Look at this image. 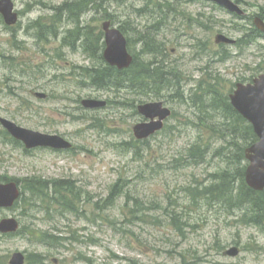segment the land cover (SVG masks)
<instances>
[{
	"label": "rangeland",
	"instance_id": "374dc122",
	"mask_svg": "<svg viewBox=\"0 0 264 264\" xmlns=\"http://www.w3.org/2000/svg\"><path fill=\"white\" fill-rule=\"evenodd\" d=\"M69 1L75 2L14 0L20 22L11 28L0 22V117L33 131L62 135L73 143L75 150L37 149L27 153L4 135L0 124V178L26 182L29 188L39 180L65 181L69 188L82 194L81 212L76 211L78 204L72 197L65 208L74 211L66 212L58 203L60 196H54L56 212L51 217L28 205L0 211V221L16 218L22 231L0 238V262L4 264L6 257L23 252L28 257H41L43 264H264V228L246 224L255 219L253 214L232 212L222 204L208 206L201 200L192 204L188 199L190 187L209 185L211 175L226 167L212 155L204 164L176 165L175 160L186 158L194 144L205 148L211 143L212 150L220 146L218 135L208 128L210 120H205L207 124L203 123L198 133L189 122L197 123L198 111L177 101L172 97L175 92H170L167 106L174 110L175 118L168 121L166 133L138 144L133 127L141 117L133 108L140 102L131 94L120 95L121 100L135 102L130 109L108 106L86 111L81 107L85 99L115 97L77 86L72 64L91 67L81 54L63 50L61 58L55 54L61 49L60 40L40 44L34 37L38 32L35 22L50 24L53 16L50 8ZM115 1L110 2V12L116 16L115 26L124 27L132 40V51L138 54L141 45L133 30L144 33L138 23L152 29L157 22L137 17L140 0H122L125 4ZM241 3L248 15L264 18V0H241ZM181 6L177 13L199 19L207 28H184L178 16L172 25L163 28L166 34L155 36L168 48L174 73L179 71L177 78L184 81L187 91L195 81L205 78V73L217 76L218 90L225 94L240 77L249 81L264 73V38L240 50L226 46L232 58L223 63L211 60L212 54L201 53L204 46L212 52L221 50L215 43L219 34L237 39L240 35L233 29L234 22L243 25L244 20L234 19L210 3ZM89 17L88 24L97 31L101 29L105 18L96 12ZM42 29L46 33L44 26ZM85 31L92 34L90 28ZM151 59L152 56H144L143 62ZM40 92L48 98L36 97ZM159 100L162 99L151 96L142 103ZM126 142L132 147L125 146ZM120 179L127 183L125 193L130 192L137 201L121 194L105 206L111 187L123 182ZM24 207L27 212L21 215ZM174 212L186 223H179L181 231L172 223ZM54 228L66 233L62 236L67 242L62 247H54L45 240L46 236L57 234ZM234 247L240 249L239 256H225Z\"/></svg>",
	"mask_w": 264,
	"mask_h": 264
},
{
	"label": "trees",
	"instance_id": "16d2710c",
	"mask_svg": "<svg viewBox=\"0 0 264 264\" xmlns=\"http://www.w3.org/2000/svg\"><path fill=\"white\" fill-rule=\"evenodd\" d=\"M77 1H86L88 4L91 3L94 7L96 5L95 0ZM142 1V9L137 11V15L140 17L144 15L155 17L158 24L165 23V19L168 17L167 10L169 9V5L172 4V6H174V4L171 3V0ZM0 22L2 23L1 18ZM53 24L54 21L52 18L51 25ZM34 25L35 28L38 29V32H36L38 39L47 43L49 38L52 37L49 34L48 24L43 25L44 28L47 29V33H44V30L42 29L43 26L40 22H35ZM235 30L236 32L242 34V36L238 38L237 42L238 47L240 48H242V46L255 44L260 38H264L260 32L248 23H245L244 25L238 24ZM135 33L138 35L136 41L141 44V52L135 54V60L132 67L124 71H118L115 68L91 69L92 72L88 73V79L85 80V84L99 90H114L116 93H120V90L126 91L127 93L132 94V96L137 95L134 99H138L140 101L143 100L142 97H151V90L156 91L154 96L162 97V92L168 93L170 90L174 89L177 97H180V99H183L186 103L189 101V106H193L198 110L196 117L198 118V124L193 121H189L191 126H194L195 130L199 133L201 131V126L207 124L205 120H210L211 125L208 126V128L213 130L218 135V141L222 143H220V146L216 147L214 150L211 149V143H209L205 148H200V144H194V146L189 149V154L186 158L175 160L177 162L176 165L185 167L204 164L210 155L214 158L220 159L226 164L224 169L211 175L212 178H209V180H211L209 185H205L203 187L202 183H198L202 188H189L190 195L188 196V199L190 200V203L194 204L201 200L208 206L219 207L220 204H222L224 205V208H227L232 212L244 211L246 213L248 212L253 214L255 219H252V222L259 226L263 225L264 194L254 192L249 189L245 183V150L249 147V145L257 141V137L254 134L252 127L234 110L230 103L229 94L227 92L225 94L224 91L218 90L220 80L217 76L212 73H205L206 77L200 79L199 81H195L194 85L190 89V94L188 95L187 91L182 87V82L180 83L179 78H177V73L179 71L174 73L175 68L171 65L169 58L170 52L168 48L163 41H160L155 36L156 34L158 35V33L154 34L149 30L144 33H142V31L135 30ZM78 42L84 46L91 44L94 52H91L88 56H91L95 60H99L103 63L100 51L103 47L102 39L97 38L92 41V39L86 40L83 38L82 40L75 39L68 42L66 40L64 41L67 46L72 47H74ZM131 43L132 40L129 38L130 46ZM206 47L207 46H204V48H202V51L205 52V54L210 52L209 48L205 50ZM224 50L213 52L211 60L216 59L218 60L217 62H226L231 59L232 54ZM144 56H152V59L143 62ZM233 87L234 84L229 89V93L232 91ZM139 93L142 95H138ZM133 103L135 102L133 101ZM119 105H121V103H119ZM218 128H220V130H218ZM4 135L8 137L6 132H4ZM8 138L14 144L20 145V143L12 138ZM138 144L141 143L138 142ZM225 144L227 145L223 146ZM125 146L132 147V144L126 142ZM138 147L139 146H137V148ZM226 168L228 169L226 170ZM39 181L33 182L32 188L24 186L23 190L25 191L29 188V191L37 198L36 201L42 200L43 205L47 204V207L45 206L47 216L51 217L53 216V212H56L53 207L55 199L54 196H60L62 198L60 200L58 199V203H60V206L64 208L67 206L69 198L72 197V201L78 204L76 211L78 214L81 212L80 210L83 197L78 189L76 191L73 190V188H69L65 181ZM119 181L123 180L120 179ZM23 183L24 185L26 184V182ZM125 184L127 183L124 181L117 182L111 187L109 197L105 200V206L110 203L112 204L115 199L121 196V194H125L124 196L128 200L137 201V199L134 198L130 192L125 193L127 188V186L124 187ZM187 190L188 188L186 189V192ZM201 204L205 205L203 202H201ZM33 206L35 205H28V207ZM141 208L143 209L144 206H141ZM65 211L72 213L74 209L70 208V210H68L65 208ZM171 220L173 225H175L180 231L181 228L179 229V223L181 222L182 225H186V223H183L180 220L179 215L175 212L171 217ZM54 231L57 232V234L54 233L55 236H46L45 240H47V243L50 242V245L54 244L53 246H64L67 239H65L62 235L66 233L59 228H54Z\"/></svg>",
	"mask_w": 264,
	"mask_h": 264
},
{
	"label": "water",
	"instance_id": "95a60500",
	"mask_svg": "<svg viewBox=\"0 0 264 264\" xmlns=\"http://www.w3.org/2000/svg\"><path fill=\"white\" fill-rule=\"evenodd\" d=\"M226 7L231 12L243 14L240 8L230 0H211ZM0 14L7 25H15L18 14L14 12L13 0H0ZM256 27L264 32V21L257 18ZM106 31L105 51L106 61L119 69L130 67L133 57L127 50V41L118 29H110V23L104 24ZM217 43H234L225 36H218ZM43 96V95H39ZM234 108L250 123H252L259 141L247 149V159L250 165L246 170V182L255 189L264 190V74L256 78L251 84H237V90L231 95ZM83 106L87 109L104 107L106 102L97 100H84ZM139 112L151 122L137 124L134 127V135L138 139H145L163 128V123L171 116V111L163 107L162 102L141 105ZM158 118V120H156ZM2 125L13 137L25 143L28 149L36 147H51L55 149H68L71 147L62 137L48 135L18 127L16 124L0 118ZM20 193L17 184L12 182L0 184V207L9 208L19 198ZM18 229L16 220H4L0 223V232H15ZM227 255L236 257L239 254L237 248L229 250ZM24 257L21 253L14 254L12 264H23Z\"/></svg>",
	"mask_w": 264,
	"mask_h": 264
},
{
	"label": "flooded vegetation",
	"instance_id": "af4514ba",
	"mask_svg": "<svg viewBox=\"0 0 264 264\" xmlns=\"http://www.w3.org/2000/svg\"><path fill=\"white\" fill-rule=\"evenodd\" d=\"M0 211H2V210H0ZM11 236H13L12 232H1L0 233V238L1 237H3V238L4 237H11ZM12 255H11V257H9V256L6 257V262L4 264H12ZM0 259H1V257H0ZM33 261H35L33 264H43V262H42L43 259L40 258L39 256H35V255H30L29 257H28V255H26L24 264H30Z\"/></svg>",
	"mask_w": 264,
	"mask_h": 264
},
{
	"label": "bare ground",
	"instance_id": "6f19581e",
	"mask_svg": "<svg viewBox=\"0 0 264 264\" xmlns=\"http://www.w3.org/2000/svg\"><path fill=\"white\" fill-rule=\"evenodd\" d=\"M46 33H47V32H46ZM92 41H93V40H92ZM98 41H99V40H98ZM154 41H155V40H154ZM87 45H88V44H87ZM98 45H99V44H98ZM98 45H97V46H98ZM161 52H162V51H161ZM92 56H93V55H92ZM90 57H91V56H90ZM129 75H130V74H129ZM153 76H154V75H153ZM118 78H119V77H118ZM169 84H170V83H169ZM169 84H168V85H169ZM234 130H235V129H234ZM231 138H232V137H231ZM235 143H236V142H235ZM234 145H235V144H234ZM230 160H231V159H230ZM213 190H214V189H213ZM204 195H205V194H204ZM134 202H135V201H134Z\"/></svg>",
	"mask_w": 264,
	"mask_h": 264
}]
</instances>
